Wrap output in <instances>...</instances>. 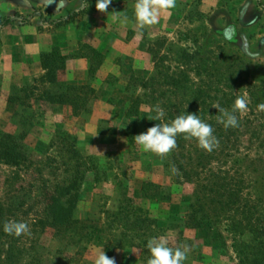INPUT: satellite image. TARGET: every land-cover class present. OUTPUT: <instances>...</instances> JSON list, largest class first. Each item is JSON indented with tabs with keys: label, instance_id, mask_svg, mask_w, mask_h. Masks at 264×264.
Returning a JSON list of instances; mask_svg holds the SVG:
<instances>
[{
	"label": "rangeland",
	"instance_id": "374dc122",
	"mask_svg": "<svg viewBox=\"0 0 264 264\" xmlns=\"http://www.w3.org/2000/svg\"><path fill=\"white\" fill-rule=\"evenodd\" d=\"M224 2V11L236 14L240 3ZM214 19L209 21L213 26L203 30L200 20L188 19L177 28L181 34L145 36L138 54L143 58L120 62L126 88L114 92L117 99L107 103L117 109L128 107L121 125L97 117L103 107L101 87L91 82L68 84L61 77L64 68L60 64L54 81L49 74L45 78L40 75L31 82L0 90V139L4 133L11 134L25 157V162L15 167L0 158V201L6 209L0 226V264H94L101 251L115 264H147V242L157 231L139 238L123 223L128 218H144L143 208L153 205L155 197L173 200L174 210L187 206L189 213L191 203L204 209L202 226L182 232L167 226L162 233L170 247H187L184 264H239L233 243L246 236L239 235L244 227L235 224L241 217L248 218L241 214L244 201L239 197L251 192L253 206L261 196L264 201L255 184L264 177V111L258 108L264 104V45L254 36L249 48L260 57L247 58L244 36L226 39L214 24L223 27L227 21ZM216 31L220 34L211 35ZM93 58L96 71L103 58L94 53ZM58 95L75 98L58 108L46 99ZM241 96L247 101V109L236 113L237 127L225 129L217 122L220 112L215 106L231 110ZM10 97L14 103L8 101ZM157 108L164 112L157 124L170 123L181 114H197L212 126L218 145L207 151L194 139L178 135L176 147L166 156L143 152L134 136L146 131L145 122L157 115ZM96 112L97 132L102 138L96 137L90 147L79 146L88 166L75 212L79 222L67 230L57 229L46 220L41 223L47 214L52 183L61 179L59 173L63 172L56 166L55 149L63 140L71 143L73 136L78 137L80 128ZM122 130L125 136L112 135ZM90 139L87 135L85 140ZM149 169L165 179L164 185L148 181L139 192L142 172ZM238 206L240 211L235 212ZM258 210L260 213L255 214L251 209L252 215L264 223L259 218L263 211ZM163 218L167 223L169 217L164 214ZM10 221L27 223L29 231L19 237L6 234L3 225ZM89 229L96 231L91 237ZM79 235L91 238L90 246L78 241Z\"/></svg>",
	"mask_w": 264,
	"mask_h": 264
},
{
	"label": "crops",
	"instance_id": "0c3cea01",
	"mask_svg": "<svg viewBox=\"0 0 264 264\" xmlns=\"http://www.w3.org/2000/svg\"><path fill=\"white\" fill-rule=\"evenodd\" d=\"M234 1L240 5L236 14L229 15L224 11V0H176L174 8L160 12L158 23L140 29L136 26L134 18L136 0H112L107 12L96 9V0H0V17H11V21L0 28V90L7 91L11 84L31 82L40 75L45 78L49 74V68L44 65L45 55H57L60 57L59 63L54 61L52 66L56 68L60 64L61 68H64L62 79L72 85H85L90 82L98 84L102 89L100 99L103 107L97 117L108 118L113 120L114 124L121 125L126 119L128 107H109L107 101L116 98L113 96L114 92L126 88V81L120 71L124 66L120 62H139L143 58L138 54L145 43V36L181 34L180 28H177L180 24L183 26L188 19L200 20L202 26L199 28L207 29L213 26L209 21L215 18L213 21H227L223 27H216V22L214 24L215 30L222 31L221 35L226 27L232 26L236 28L232 36H244L248 48L254 36L259 37L261 46L264 45V0ZM48 3L56 8H51ZM124 16H127L128 20L121 23L117 18ZM218 33L216 31L211 35ZM248 48L246 47L245 51L249 55L256 59L260 57L258 52L254 53ZM93 53L103 58L96 71ZM47 82L52 83L51 80ZM66 98V102H70L75 97L66 95ZM8 101L14 103L15 100L10 97ZM55 104L62 108L64 103ZM96 114L97 112L93 114L84 128H80L78 137L74 136L78 146L90 147L99 136L102 138L97 132ZM118 134L115 132L112 135L125 136V130ZM87 135L91 137V141L85 140ZM142 173L139 192L143 191L148 181L164 185L162 181L165 179H160V176L152 173L150 169ZM153 200V205L144 207L143 211L156 219L159 237L167 226L176 232L188 229L187 206L174 210L176 204H172L173 200L157 197ZM164 214L169 217L167 223L163 222Z\"/></svg>",
	"mask_w": 264,
	"mask_h": 264
},
{
	"label": "trees",
	"instance_id": "16d2710c",
	"mask_svg": "<svg viewBox=\"0 0 264 264\" xmlns=\"http://www.w3.org/2000/svg\"><path fill=\"white\" fill-rule=\"evenodd\" d=\"M48 5L53 9L56 8L51 3H48ZM15 15L19 16L18 14ZM10 21L11 17H0V28L8 24ZM244 54L247 58L253 59V57L245 50ZM45 56L44 65L46 68H49V75L52 76V80L54 81L53 77L55 74V69L58 67L54 68L52 64L54 61L60 60V57L58 58L57 55L53 54H47ZM46 99L53 103H65L68 100L66 95H58L51 97V99H49V97ZM153 117L155 116H150V118L145 122L144 130H147L148 128L157 124L156 120H152ZM75 139L76 138L73 136L71 143H69L68 140H63L64 142L59 144L61 147L55 149L58 153L55 161L56 166L59 165L58 169L61 168L63 172L59 173L61 174V179L60 177L58 179L56 178V180L53 181V183L55 182L56 184L52 183L53 187L47 208L48 210L46 212L47 214L44 220H41V223L45 222L46 220L51 226L56 227L57 229L67 230L79 222V220H77L75 217V212L78 206L79 198L81 196L83 180L85 179L84 173L88 166L86 167L85 162L82 160L83 155L81 148L76 144ZM0 158L6 165L10 167L19 166L25 162L23 152L16 144V141L12 140L11 134L4 133L1 136ZM255 184L257 189L256 192H260L264 195V177H259ZM252 194L253 193L250 192V195L242 197V199L239 197L240 201H244L240 205L242 206L241 214L243 213L242 215H246L248 217L239 218L235 224V226H238L239 228L244 227L243 229L245 231H242L239 233V235L244 237L246 236V238H241L238 241L234 239L233 248L238 257L239 264H264V223L257 222L258 219L253 217L251 212V209H253L256 214L259 212L258 209H260L263 212L260 214L259 218L264 219V201L262 199L263 196H261L260 198L256 199V202H258L257 205L253 206L251 197L249 198V196ZM260 200L261 203H259ZM260 204L262 205L260 206ZM240 206L235 209V212L240 211ZM203 212V207L200 206V208L197 209L195 208V205L191 203L190 211L187 215L189 218L186 223L187 228L194 229L196 227L202 226L204 224V218H206L205 213ZM5 214L6 209L3 203L0 201V226L4 223ZM200 215L201 217H199ZM262 219H260V221H262ZM156 222L157 221L155 218H152L146 214L144 218L140 216H137L131 220L128 218L126 222L123 223V226L126 230H132L134 236H138L139 238H147L148 236H152L153 232L158 231ZM95 232V230L89 229L88 236L90 235L91 237V234L93 236ZM78 241H83L89 246L92 242L91 238L88 240L86 237H82V235H79Z\"/></svg>",
	"mask_w": 264,
	"mask_h": 264
},
{
	"label": "clouds",
	"instance_id": "9594fccd",
	"mask_svg": "<svg viewBox=\"0 0 264 264\" xmlns=\"http://www.w3.org/2000/svg\"><path fill=\"white\" fill-rule=\"evenodd\" d=\"M112 0H96V9L100 12H107ZM176 6V0H136L134 5L135 24L140 29L158 23V17L162 10H170ZM121 23H126L127 16L118 17ZM235 29L228 26L224 29L223 35L226 39H231ZM220 112L217 122L222 124L225 129L238 126L236 113H243L247 109V101L241 96L237 97L231 110L215 106ZM261 111H264V104L258 105ZM157 115L152 120L160 119L164 112L162 109H156ZM178 135H183L184 139H194L201 149L212 151L219 143L213 134V128L205 123L197 114L187 113L178 115L170 123L155 124L145 132L134 136L135 143L146 153H152L157 156H166L176 147ZM173 171H176L173 169ZM3 231L6 234L19 237L29 231V225L25 222H6L3 225ZM147 248L150 252V258L147 264H184L186 259L187 247L172 248L168 245L165 237H153L147 242ZM94 264H115L114 259L105 255L101 251L96 255Z\"/></svg>",
	"mask_w": 264,
	"mask_h": 264
}]
</instances>
